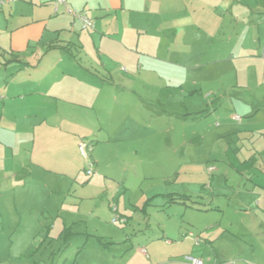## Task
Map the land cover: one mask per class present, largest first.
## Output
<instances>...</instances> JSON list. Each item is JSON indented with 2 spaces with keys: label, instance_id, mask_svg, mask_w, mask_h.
<instances>
[{
  "label": "crops",
  "instance_id": "obj_1",
  "mask_svg": "<svg viewBox=\"0 0 264 264\" xmlns=\"http://www.w3.org/2000/svg\"><path fill=\"white\" fill-rule=\"evenodd\" d=\"M67 2L71 10L86 13L94 28L85 29L81 20L63 8L55 15L51 0H18L0 12L1 220L19 214L21 204L32 195L40 199L48 185L54 191L71 189V181L86 168L78 148L81 140L94 144L92 160L98 177L88 186L98 190L95 201L131 190L118 178L103 175L135 168L140 159L153 155L161 136L175 152V134L158 131L160 123L184 125L190 115L192 94L187 77L172 72L175 60L189 61L192 55L214 62L241 53L250 58L264 56V0ZM181 130L176 136L184 143L189 134L183 126ZM123 198L105 199L109 216L116 211L127 219L122 231L115 229L122 234L120 240L101 233L108 224L105 213L103 219L93 216L100 228L87 227L89 235L98 238L99 249L122 248L109 264H182L159 260L178 251L202 261L206 258L207 264H264V205L260 202L254 214L244 213L239 223L225 224L221 219L203 235L183 233L176 242L164 237L162 243L155 240L160 238L153 233L155 223L170 222L162 217L154 222L147 210H160L165 204L157 205L146 195L140 205H132V212ZM77 200L75 211L80 214L85 198ZM174 200L177 206L186 203L185 197H176L173 204ZM201 207L199 211H207ZM137 211L143 213L138 219L146 230L132 217ZM139 228L134 240L126 234ZM168 229L165 225L158 230L163 236ZM221 231L224 234L217 236ZM219 239L227 243L219 246ZM207 243L213 254L208 255ZM131 252H141L146 259L136 261ZM128 255L131 258L125 259Z\"/></svg>",
  "mask_w": 264,
  "mask_h": 264
},
{
  "label": "rangeland",
  "instance_id": "obj_2",
  "mask_svg": "<svg viewBox=\"0 0 264 264\" xmlns=\"http://www.w3.org/2000/svg\"><path fill=\"white\" fill-rule=\"evenodd\" d=\"M257 56L250 58L241 53L228 59L224 56L214 62L192 55L189 61L175 60L171 70L187 77L186 83L192 94L190 115L184 125L169 121L160 123L158 127L159 134H175V152L166 146L170 141L161 136L154 146L153 155L145 156V161L140 159L135 168L122 173L119 170L108 171L107 175L100 173L109 178H118L122 186L128 184L131 187V190H123L119 195H106L95 201L93 198L98 190L88 185L98 176L94 174L89 177L83 169L79 172V178L71 181V189L54 191L53 186L48 185L40 199L32 195L24 205L21 204L19 214L14 212L0 219V264L114 262L115 254L120 253L122 248L99 249L98 238L91 237L87 227L95 230L98 225L100 228L98 218L93 216L103 219L105 213V218L109 217L108 224L101 227V233L108 234L112 240L122 238V234L115 229L122 231L121 227L127 219L116 214V211L115 214L110 212L109 216L105 203V199L113 202L115 197L119 200L125 196V205L130 209H135L132 205H140L146 195L156 200L157 205L163 202L165 205L160 210L153 208L150 211L151 207L147 210V213L153 214L154 222L158 217L170 222L155 223L153 233L160 237H155V240L162 243H165L164 237L176 242L183 233L196 237L203 235L221 219L225 224H236L244 213L253 215L255 207L264 205V56L262 53ZM194 90L197 92H192ZM212 92L215 94L206 98ZM236 115L240 117L239 121L233 120ZM182 126L185 134H189L184 146L176 136L182 134ZM179 159L184 160L180 162ZM211 167L214 168L212 173L209 172ZM78 197L85 198L80 214H77L78 205H75L79 203ZM176 197H185V205L180 203L177 206L176 200L174 205L173 199ZM163 198L165 200L161 201ZM203 200L207 204L203 205ZM131 202L133 204L130 205ZM201 206H206L207 211H199ZM141 214V211H137V216L132 217L137 225L146 230L145 223L138 219L142 217ZM116 216L120 217V222L114 224ZM165 225L169 229L162 236L158 229ZM256 229L253 227L252 232ZM138 231L140 228L126 234L134 240ZM222 234L224 231L217 236ZM239 238L237 235L236 239L241 240ZM125 240L122 239V242ZM225 243L227 239H219L218 245ZM121 246L124 247L123 244ZM207 246L208 255L213 254L209 250V243ZM141 247L145 248L146 245ZM134 248L138 251L136 243ZM132 255L125 259H130ZM135 257L136 261L146 259L141 252ZM187 258L189 254L178 251L176 255L161 256L159 260L190 264ZM203 262L207 264L206 258Z\"/></svg>",
  "mask_w": 264,
  "mask_h": 264
},
{
  "label": "built area",
  "instance_id": "obj_3",
  "mask_svg": "<svg viewBox=\"0 0 264 264\" xmlns=\"http://www.w3.org/2000/svg\"><path fill=\"white\" fill-rule=\"evenodd\" d=\"M18 0H0V12L5 8L10 7L12 4L16 3ZM51 4L54 8V14L60 13V9L63 8L65 12L71 14L74 18H77L83 22L85 29H93L94 22L92 19L88 18L86 13L71 10L67 0H51ZM234 120L239 121L240 117L238 115L233 117ZM79 151L86 162L85 172L87 176L91 177L95 174V162L92 160V153L94 149V144L88 140H81L78 145ZM214 168H209V172L212 173ZM120 220V217L116 216L113 219V223L116 224ZM125 222V220H123ZM187 260L192 264H204L202 260L193 257L187 258Z\"/></svg>",
  "mask_w": 264,
  "mask_h": 264
},
{
  "label": "trees",
  "instance_id": "obj_4",
  "mask_svg": "<svg viewBox=\"0 0 264 264\" xmlns=\"http://www.w3.org/2000/svg\"><path fill=\"white\" fill-rule=\"evenodd\" d=\"M183 198V197H182ZM175 199V198H174Z\"/></svg>",
  "mask_w": 264,
  "mask_h": 264
}]
</instances>
